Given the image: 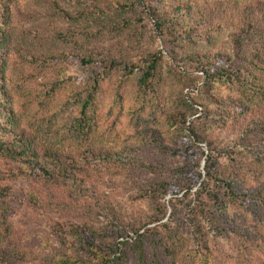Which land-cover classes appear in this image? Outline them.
<instances>
[{
	"label": "rangeland",
	"instance_id": "obj_1",
	"mask_svg": "<svg viewBox=\"0 0 264 264\" xmlns=\"http://www.w3.org/2000/svg\"><path fill=\"white\" fill-rule=\"evenodd\" d=\"M259 68L264 0H10L0 144L41 158H0V264H264Z\"/></svg>",
	"mask_w": 264,
	"mask_h": 264
},
{
	"label": "trees",
	"instance_id": "obj_2",
	"mask_svg": "<svg viewBox=\"0 0 264 264\" xmlns=\"http://www.w3.org/2000/svg\"><path fill=\"white\" fill-rule=\"evenodd\" d=\"M5 0H0V13L3 12V14H6L7 16H9V11H10V0H6V2H4ZM3 9V10H2ZM150 13L152 15V21L153 23H155L158 27L159 30H162L166 27L167 23L164 21H162L161 16L158 14V12L156 10H150ZM254 29L251 28L249 29L248 32L253 31ZM242 44V42H241ZM87 63V62H86ZM260 71L264 72L263 68H259ZM149 73H147V75L144 77L143 82L146 83V81L153 77V73L152 71H156V62L155 64H152L151 68H149ZM206 71V70H205ZM225 71L222 70L221 73H224ZM251 77L255 78L256 75L254 76V72L253 70L250 71ZM226 76H231V74L226 73ZM245 91H243V93H241V96L243 97L244 100L248 101V102H253L256 99L259 100V113L260 116L263 117L262 115V108L261 106H263L264 108V88L262 87H257L255 80L253 82V85L251 86L250 89H248L247 84H245ZM243 101V100H242ZM89 102L87 101L85 103L84 106V112L86 107L88 106ZM244 109V108H243ZM255 110V108H248V114L253 116L255 113L251 114L250 110ZM84 116H86V113H84ZM264 118V117H263ZM264 121V120H263ZM26 140V137L24 136H15L14 140H13V144L10 145L8 144H0V158H8L14 162H20V163H27L28 165H33L37 160H39L41 158V152H39L36 148H34V142L32 141H24ZM15 142H17L18 144H15ZM195 143H198V141H196ZM210 153H213V151H211ZM186 159V158H185ZM188 159V158H187ZM209 159V157H208ZM199 163V161H198ZM211 171L210 169L208 170V174L210 175ZM201 175V174H200ZM226 190L228 191V194L232 197V198H237L233 185L232 183H227L224 182ZM193 182L191 180V177H185L182 180H179L178 183L176 185L172 186V190L176 191V190H187L188 192L191 190V188L193 187ZM166 186V185H165ZM164 187V186H163ZM8 192L6 189L0 187V197L3 198V201H6V197H8ZM216 200H218V197L215 196L214 197ZM3 205H5V203H3ZM201 260H202V264H210L209 263V259L208 257H206V254H202L201 255ZM174 264H177V261L174 260L173 261Z\"/></svg>",
	"mask_w": 264,
	"mask_h": 264
}]
</instances>
